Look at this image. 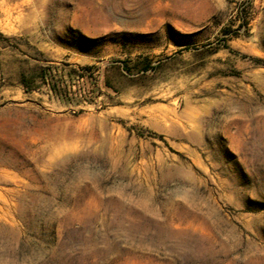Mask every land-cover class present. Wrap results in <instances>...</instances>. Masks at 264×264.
Returning a JSON list of instances; mask_svg holds the SVG:
<instances>
[{
	"label": "rangeland",
	"instance_id": "374dc122",
	"mask_svg": "<svg viewBox=\"0 0 264 264\" xmlns=\"http://www.w3.org/2000/svg\"><path fill=\"white\" fill-rule=\"evenodd\" d=\"M0 264H264V0H0Z\"/></svg>",
	"mask_w": 264,
	"mask_h": 264
},
{
	"label": "trees",
	"instance_id": "16d2710c",
	"mask_svg": "<svg viewBox=\"0 0 264 264\" xmlns=\"http://www.w3.org/2000/svg\"><path fill=\"white\" fill-rule=\"evenodd\" d=\"M138 66L141 67L140 69H142L143 72H147L148 70H151L153 68L151 66L150 60H148V59H144V60L140 61L139 64H138ZM127 70L129 71V68H127ZM23 81H24L23 83L25 84L26 83L25 82V79ZM108 87L111 88V89H113L111 86H108ZM55 91H56V93H59V91L57 89ZM60 93H62V92H60Z\"/></svg>",
	"mask_w": 264,
	"mask_h": 264
}]
</instances>
